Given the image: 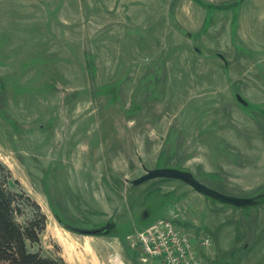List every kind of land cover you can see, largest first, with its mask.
Segmentation results:
<instances>
[{
  "label": "rangeland",
  "instance_id": "1",
  "mask_svg": "<svg viewBox=\"0 0 264 264\" xmlns=\"http://www.w3.org/2000/svg\"><path fill=\"white\" fill-rule=\"evenodd\" d=\"M0 163L45 216L32 252L264 264V0H0ZM156 168L253 202L131 184Z\"/></svg>",
  "mask_w": 264,
  "mask_h": 264
},
{
  "label": "trees",
  "instance_id": "2",
  "mask_svg": "<svg viewBox=\"0 0 264 264\" xmlns=\"http://www.w3.org/2000/svg\"><path fill=\"white\" fill-rule=\"evenodd\" d=\"M9 177V171L0 163V264H66L61 258L28 249L27 242H39L45 216L37 203L9 190ZM26 203L33 209V216L21 224L17 216L22 215Z\"/></svg>",
  "mask_w": 264,
  "mask_h": 264
},
{
  "label": "water",
  "instance_id": "3",
  "mask_svg": "<svg viewBox=\"0 0 264 264\" xmlns=\"http://www.w3.org/2000/svg\"><path fill=\"white\" fill-rule=\"evenodd\" d=\"M238 99L242 101L241 98L238 97ZM155 178L180 180L186 183L187 185H189L190 187H192L193 189H195L196 191L202 193L203 195L223 204H228L232 206H245L253 202L252 199L239 198L218 192L200 183L191 174L175 168H156V169L148 170L143 176L131 181V184L138 185ZM69 228L83 235H99L106 232L110 228V224H107L102 228L93 229V230L76 229L70 226Z\"/></svg>",
  "mask_w": 264,
  "mask_h": 264
},
{
  "label": "built area",
  "instance_id": "4",
  "mask_svg": "<svg viewBox=\"0 0 264 264\" xmlns=\"http://www.w3.org/2000/svg\"><path fill=\"white\" fill-rule=\"evenodd\" d=\"M166 227L169 228V235H170L171 241L172 240H177L176 239V237H177L176 232H174L171 229V227H169V225H167V224H166ZM149 239L152 242L151 237H149ZM155 244H157L158 246L155 247L154 249L151 248L149 245L145 244V252L147 254H149V255H158V256H162V255L165 256V255L168 254L169 255L168 261L163 258L164 262L162 264H174L175 262L177 263V260L175 258H171L172 252L170 251V248L168 246H166L167 242L164 239L163 235H162V237L157 236ZM162 248H166V250L162 251ZM186 249H187V246H186ZM186 249L178 247L177 251H179L180 253L184 254V253L187 252ZM164 256H162V257H164ZM142 260H143V262H147L148 261L147 257H143Z\"/></svg>",
  "mask_w": 264,
  "mask_h": 264
},
{
  "label": "bare ground",
  "instance_id": "5",
  "mask_svg": "<svg viewBox=\"0 0 264 264\" xmlns=\"http://www.w3.org/2000/svg\"><path fill=\"white\" fill-rule=\"evenodd\" d=\"M68 228H69V227H68ZM69 229H70V228H69ZM70 230H71V229H70ZM72 231H73V230H72ZM57 238H58V237H57ZM89 247H90L89 244H86V245H85V248H86V249H89Z\"/></svg>",
  "mask_w": 264,
  "mask_h": 264
},
{
  "label": "crops",
  "instance_id": "6",
  "mask_svg": "<svg viewBox=\"0 0 264 264\" xmlns=\"http://www.w3.org/2000/svg\"><path fill=\"white\" fill-rule=\"evenodd\" d=\"M216 0H213V3H215Z\"/></svg>",
  "mask_w": 264,
  "mask_h": 264
}]
</instances>
